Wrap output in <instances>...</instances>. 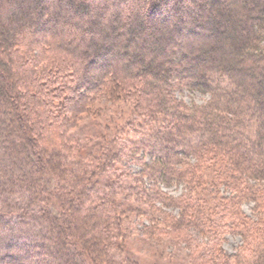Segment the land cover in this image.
Here are the masks:
<instances>
[{
	"label": "trees",
	"instance_id": "obj_1",
	"mask_svg": "<svg viewBox=\"0 0 264 264\" xmlns=\"http://www.w3.org/2000/svg\"><path fill=\"white\" fill-rule=\"evenodd\" d=\"M156 19L159 29L150 26ZM77 90L83 92L75 100ZM177 90L210 98L188 104ZM95 92L132 99L137 118L129 130L100 136L107 140L100 153L77 155L65 170L59 147H74L67 138L71 115ZM1 131L8 156L42 162L66 180L45 199L29 193L31 204H49L47 241L54 244L58 236L57 264H138L112 251L134 237L132 217L144 205L155 222L148 237L179 233L193 240L188 221L200 226L209 255H200L198 264H264V0H0ZM129 146L149 155L131 185L118 164ZM190 154L195 165L180 170L181 177L205 169L222 179L199 183L208 198L192 196L197 185H191L180 200L181 219L188 221L160 227V215L170 216L154 201L160 196L169 205L172 197L147 195L141 179H169L172 161ZM0 171L11 192H25L29 179L2 165ZM222 185L231 192L222 193ZM249 201L254 216L241 208ZM67 204L69 212L62 208ZM226 233L242 238L235 253L221 247ZM65 244L69 259L60 250ZM74 249L81 255L87 250L89 258Z\"/></svg>",
	"mask_w": 264,
	"mask_h": 264
},
{
	"label": "rangeland",
	"instance_id": "obj_2",
	"mask_svg": "<svg viewBox=\"0 0 264 264\" xmlns=\"http://www.w3.org/2000/svg\"><path fill=\"white\" fill-rule=\"evenodd\" d=\"M178 15L180 13L174 16L177 17ZM160 19L162 18L160 17ZM160 19L152 20L150 26L153 29H159L162 26ZM96 68V65H94L89 70V73ZM82 92L77 90L73 94V98L78 100L79 93ZM176 95L188 104H203L210 98V94H202L198 91L188 90H177ZM90 98L91 101L85 104V108L83 106V109L77 112V115H71L73 121L71 123L72 126L69 128L67 138L74 141V147L68 149V151H66L64 145L59 147V151L66 159L64 162L67 165L63 166L65 170L69 168V165L76 163L74 158L77 155V157H80L92 150L100 153L103 144L107 143V140L105 142L100 136L105 138L114 137L122 133L121 131L124 129L129 130L131 122L137 118L138 112L136 111L135 101L126 98L123 94L108 97L101 92H95L92 93ZM57 100V102H60V99ZM254 129L253 126L250 131L253 133ZM128 135L132 136L133 132H129ZM6 136L7 134L1 131L0 165L2 167H8L15 174L20 173L19 176L21 178L29 179V184L24 185L25 192L22 191L23 194L19 190L17 192L16 190L11 192L9 185L6 186L4 183L7 179L1 176L0 171V185L2 184L4 186L3 188L0 187V215L4 217V222L0 223V264H57L59 257L56 247H60L58 236H56L54 244L47 241L48 237H50L49 221L45 217L44 210L49 204L48 202L42 203L38 200L34 204H31L29 193L36 190L41 198L45 199L51 187H55L59 183L60 185H66V180H64V176L60 171L45 169V165L42 162L38 161L30 164L22 155L18 158L8 156V152H4L6 151V145H8ZM99 143L101 144L98 146ZM19 144L21 143L19 142ZM131 150V146H129L122 155V163H118L129 185L138 183L135 175H137L142 167L141 159L145 157V161H149L147 152L135 154ZM185 154L181 153L179 155L185 156ZM195 161L194 156L191 154L190 156L184 157L183 160H179V162L175 160L173 163L172 161L171 167L174 171L170 173L169 179L164 181L161 179L154 183L146 176L141 179L144 187L147 189V195H152L154 191L155 193L159 191L160 193L166 194V197H172V201H170L172 203L169 205H165L160 196H157L154 201L157 208L169 213L170 216L167 219L166 213L160 215L161 217L158 220H161V223L157 224L160 227L167 223L166 227L168 226L170 229L174 221L176 222L179 219L182 222L188 221L189 217L184 216L181 219L183 205L185 204L183 202L181 203L180 200L182 198L184 200L186 199L191 185H197L191 192L192 196L197 197L199 194L200 196H207V192L201 189L199 183L203 181L212 182V180H216V182L221 181L222 178H218L216 173L212 170L206 171L205 169L198 170L192 174L193 176L185 175L181 177L179 173L186 170L190 172L195 165ZM64 162L63 164H65ZM199 179L201 181H198ZM219 189L225 194L231 192V189H227L224 185L220 186ZM123 195L120 196V199H128V197ZM59 203L63 205L62 201ZM68 204L62 206L63 210H67L66 212L70 210ZM56 206V199H52L49 207L54 213L56 209L53 208H56ZM146 207L144 205L141 212L133 215L132 229L134 237L125 240L126 245L124 248L118 247V250L115 249L112 251L115 258L119 259L122 256H127L138 264H198L199 259L197 258L200 255L208 258L209 246H202V244L207 242L208 237L205 233H201L202 231L199 230L200 226L197 227L190 220L188 221L190 226L186 228V231L190 233L194 241L185 239L184 237L182 238L179 233L176 235V238L164 234L157 235L155 233L148 237L145 232L151 226H154L155 222H152L153 219L146 212H151V209L148 210L149 207ZM241 208L248 216H254L253 202H245ZM28 210L30 211L27 212ZM224 237L225 240L221 242V247L230 254L235 253L242 243L241 236L226 233ZM68 246L69 244H65L63 249L60 248V250H63V253L69 259V256H72V251H69ZM74 252L79 254L76 249H74ZM79 255L84 260L89 258L87 250L82 255ZM61 260L64 259L62 258ZM61 264H69V262L65 261Z\"/></svg>",
	"mask_w": 264,
	"mask_h": 264
}]
</instances>
